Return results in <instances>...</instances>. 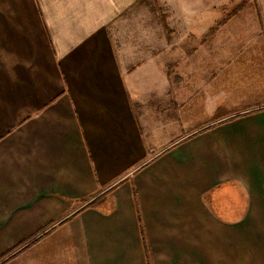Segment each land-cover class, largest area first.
<instances>
[{
	"label": "crops",
	"instance_id": "obj_1",
	"mask_svg": "<svg viewBox=\"0 0 264 264\" xmlns=\"http://www.w3.org/2000/svg\"><path fill=\"white\" fill-rule=\"evenodd\" d=\"M138 3L0 0V264H264V88L217 120Z\"/></svg>",
	"mask_w": 264,
	"mask_h": 264
},
{
	"label": "rangeland",
	"instance_id": "obj_2",
	"mask_svg": "<svg viewBox=\"0 0 264 264\" xmlns=\"http://www.w3.org/2000/svg\"><path fill=\"white\" fill-rule=\"evenodd\" d=\"M175 2V0H139L133 8L135 16H131V19L135 22L143 15L142 19H147L148 25L152 24L153 32H148L147 38L154 39L155 49L161 51V48L157 47L160 45L159 42L168 39L171 52L181 50L189 57L195 54V51H201L204 61L201 91L198 89L197 96L190 97V100H195L196 104L199 100L201 107L208 103L210 97L213 100L216 96L217 120L253 107L254 105H251L254 96L259 88H264V25L257 13L255 0H229L224 7L212 9L214 13L217 12L215 19L214 16L211 19L208 10L207 14L197 17L199 21H196V24L192 20L186 21L172 13L177 7ZM217 2L221 1L217 0ZM139 23L140 20L135 24ZM135 24H132L133 27ZM124 32L128 36L135 35L127 28ZM137 38H145V36L137 35ZM177 40L184 41V47L179 49L173 47V42ZM198 40L202 41V48L194 47V41ZM214 55L217 60L215 76H213ZM210 59L212 63H209ZM209 67L212 75L210 78ZM233 103L236 106H241L237 104L242 103L244 107H237L232 111L224 109Z\"/></svg>",
	"mask_w": 264,
	"mask_h": 264
}]
</instances>
